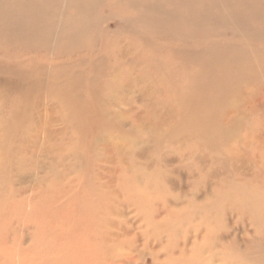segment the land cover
I'll return each mask as SVG.
<instances>
[{"label":"bare ground","instance_id":"6f19581e","mask_svg":"<svg viewBox=\"0 0 264 264\" xmlns=\"http://www.w3.org/2000/svg\"><path fill=\"white\" fill-rule=\"evenodd\" d=\"M99 2L0 0V49L9 45L28 51L43 50L48 57L67 56L84 49L91 51L102 34L98 29L101 15L96 12ZM128 2L136 8L135 14L127 18L130 23L150 25L155 34L166 33L183 43L182 47L171 50L169 56L180 61V68L188 71L191 66L193 70L181 81H171L175 91L147 87L146 79L136 75L125 78V83H117V76L109 75L102 85L105 55L93 59L79 56L73 61L53 63L28 57L14 65L8 63L10 56L0 58V169H4L5 178L6 166H13L20 173L17 176L9 173V179L27 184V188L18 191L27 204L43 193L57 195L52 210H56L60 221L48 224L53 239L50 252L43 257L46 264H165L161 253L173 261L193 258L191 251L199 240L189 230L177 231L170 226L168 212L173 210L169 201H147L143 195L130 193L135 203L131 202L129 213L122 208L124 202L120 203V190L114 188L113 179L101 181L104 175L118 178L123 171L110 167L121 155L116 153V157L113 155L108 160L113 149L101 133L113 130L128 134L125 115L131 122L129 129L150 133L147 142L143 141L147 146L142 150L143 155L155 152L160 137L170 141L197 138L209 150L219 149L234 137L241 122L252 119L254 124L247 127L252 140L241 137L240 141L248 145L257 142L258 153L250 157L245 150L238 149L236 154L230 151L210 162L258 163V175L264 174V0ZM227 29L238 35V39L225 38L223 32ZM188 43L196 47L189 49ZM123 54L124 51L117 52L119 57ZM156 79L166 82L165 77ZM180 86L183 90L179 92ZM111 89L117 92L116 99L107 96ZM10 94L14 96L6 102ZM126 101H143L147 105L144 112L138 113L132 107L114 109ZM3 105L7 107L5 112ZM93 150L108 155L107 159L90 166L87 157ZM49 154L53 155L52 165L66 160L69 166L67 175L62 173L66 186L52 189L53 192L42 190L46 180L62 178L55 171L49 172L52 168L46 163ZM36 170L47 172L41 174L35 185ZM124 170L128 169L124 167ZM75 171L78 173L70 176ZM87 174L91 175L89 183L84 180ZM167 181L172 189L177 188L172 178ZM85 186L93 187L94 205L83 219L65 223L71 212H78L76 203L90 198L71 197ZM37 188L42 194L37 191L25 197L28 189L35 192ZM61 197L67 200L58 205ZM112 201L119 208L115 214L117 220L113 206H109ZM255 202L258 204V200ZM143 204H149L153 211L146 222L138 210ZM19 207L30 216L37 211L35 207L29 213L24 205ZM222 217L225 221L226 216L222 214ZM39 223L40 219L36 225ZM167 231L170 232L164 238ZM201 232L197 226L194 233L199 236ZM228 237L227 231H215L211 237L200 235L201 239L218 243ZM0 247V258H13L9 252L12 247ZM201 253L197 254L198 258ZM16 261L23 263L20 256Z\"/></svg>","mask_w":264,"mask_h":264},{"label":"rangeland","instance_id":"374dc122","mask_svg":"<svg viewBox=\"0 0 264 264\" xmlns=\"http://www.w3.org/2000/svg\"><path fill=\"white\" fill-rule=\"evenodd\" d=\"M96 12L101 15L98 29H101L102 34L97 37L95 49L91 51L84 49L67 56L48 57L45 56L43 50L28 51L18 46L7 45L0 49V58L10 56L7 61L10 62V65H14L21 60L25 61V58L28 57L40 62L51 61L53 63L61 60L73 61L79 56L92 57L93 59L96 56L105 55L106 63L100 80L102 85L105 84L109 75L117 76V83H125V78L136 75L146 79L147 87L151 86L163 92L175 91L176 89L171 86V81H181L186 73L193 70L191 66L188 67V71L180 68V61L169 56L171 50L182 47L183 43L171 38L166 33L155 34L150 25L133 24L127 20L136 12V8L131 6L128 0H100ZM105 29L109 32L103 33ZM223 36L238 39V35L229 29L223 32ZM187 47L193 49L196 46L188 43ZM118 51H124L122 57L117 55ZM162 77H165L166 82L157 81L156 78L162 79ZM180 89L183 90L180 86L177 91L180 92ZM105 93L103 91L102 95L105 96ZM134 93L137 94L136 91ZM13 96V94L8 95L6 102L10 101ZM107 96L116 99L118 94L114 89H111ZM145 105L147 104L143 101H133V103L126 101L123 104H118L114 109L121 110L132 107L133 112L138 113L144 112ZM155 106L159 107V104L155 103ZM6 108L5 105L2 106L4 112ZM124 119L128 120L126 126V130H129L128 134L126 131L117 133L113 130L101 133L113 149L108 160L116 153L121 155L118 161L110 163V167L123 168V171L120 172L118 178L104 175L101 181L106 183L113 179L114 188L120 190L119 194L122 200L120 203L124 202L122 208L125 207L126 210L125 208L124 210L129 213L133 207L132 203H135L134 199L129 197L130 193L143 195L147 201L163 199L166 203L169 201L170 208L173 210L168 212L170 226L176 227L177 231L180 229L189 230L192 237L196 236L199 240L191 251L193 258L190 260L180 261L177 258L173 261V259L165 258V255L161 253L160 258L164 260V263L264 264V220H261V217L264 216V210L261 209L264 207V174L258 175V163L240 161L238 164L222 165L218 162H210L211 159L223 157L230 151L236 154L235 151L238 149L245 150L250 157L258 153L257 142L248 145L246 142L240 141L241 137L252 140V135L250 138L247 133V127L254 124L253 120L241 122L234 137L227 143H222L219 149L209 150L202 145V140L197 138L170 141L166 137L157 135L160 140L158 139L154 148L155 152L143 155L142 150L147 147L143 141L147 142L150 133L129 129L131 122L128 115H125ZM95 152L93 150L87 157L90 166L95 165L98 160L103 161L108 157L100 151ZM52 157L53 155L49 154V159H46L48 166L53 168L49 172L55 171L61 175L66 172L67 175L68 161L64 160L59 164L52 165L50 163ZM124 167L128 170L125 171ZM4 172V169L1 168L0 246L12 247L9 252L13 258L4 260L0 258V264H18L16 258L19 256L23 261L22 264H46L43 262V257L45 253L50 252L53 239V235L48 230V224L59 220L56 210H52V206L56 207L57 195L42 194L39 188L35 192L33 189L29 192L28 189L25 197H30L37 191L43 196L38 197L31 204H27V201L23 202L24 200L18 196V191L27 188V184H19L16 179L14 182L9 179V173L16 174V176L20 173L17 174L13 166H6L7 178L4 177ZM44 172L47 171L36 170L35 185ZM77 173L78 171L72 172L70 176ZM167 178H172L176 182V189L171 188ZM65 179L62 175V178L58 179L59 181L46 180L47 183L42 184V190L47 189L53 192L52 189L65 187ZM84 180L89 183L91 175L87 174ZM52 183L55 184L52 185ZM84 188L71 194V197L76 195V197L88 196L90 198L78 201L76 203L78 212H69L70 217L64 221L65 223L83 219L89 213L88 209L94 205L91 191L93 187L85 186ZM87 194H91V196ZM21 200L22 203H20ZM66 200V197H61L58 198L57 203L60 205ZM256 200H258V204H256ZM259 202L261 203L259 204ZM21 205H24L29 213L35 207L37 211L31 216L26 215L22 208L20 209ZM109 206L110 208L113 206L114 219L117 220L115 214L119 213V208L116 202L112 201V205ZM138 210L141 219L145 222L149 221L148 216L153 212L151 206L143 204ZM133 212L132 214H134ZM222 214L226 216L225 221H223ZM39 219L40 223L37 226L36 222L38 223ZM24 223L26 225H23ZM197 226L202 230L199 236L194 233ZM215 231H227L228 239L218 243L200 238L201 234L211 237ZM169 232L163 233L164 238H167L166 234ZM154 247L158 248L156 245ZM202 250L204 251L201 253ZM0 251H2V247H0ZM141 251L145 254L146 259L149 258L145 250ZM198 253H201L200 258L197 257Z\"/></svg>","mask_w":264,"mask_h":264}]
</instances>
